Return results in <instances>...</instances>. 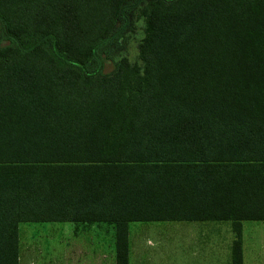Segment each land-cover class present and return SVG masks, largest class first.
<instances>
[{
	"label": "trees",
	"instance_id": "trees-1",
	"mask_svg": "<svg viewBox=\"0 0 264 264\" xmlns=\"http://www.w3.org/2000/svg\"><path fill=\"white\" fill-rule=\"evenodd\" d=\"M138 5L140 64L98 49ZM120 27L117 29L116 24ZM0 264L20 222L264 220V0H0ZM112 66L105 70V65Z\"/></svg>",
	"mask_w": 264,
	"mask_h": 264
},
{
	"label": "crops",
	"instance_id": "crops-1",
	"mask_svg": "<svg viewBox=\"0 0 264 264\" xmlns=\"http://www.w3.org/2000/svg\"><path fill=\"white\" fill-rule=\"evenodd\" d=\"M243 221L242 264H264V238H259L264 230L249 228L243 233ZM56 222L71 225H61L57 230L46 233L50 238L56 236L58 242L56 255H52L57 259H53L52 264H115L114 224L98 221ZM130 223H134V226L131 227ZM152 223L163 225H153L151 228L148 224ZM17 239L19 264L21 237L18 228ZM232 239L229 220L129 221L126 224L127 264H230Z\"/></svg>",
	"mask_w": 264,
	"mask_h": 264
},
{
	"label": "rangeland",
	"instance_id": "rangeland-1",
	"mask_svg": "<svg viewBox=\"0 0 264 264\" xmlns=\"http://www.w3.org/2000/svg\"><path fill=\"white\" fill-rule=\"evenodd\" d=\"M145 1L146 0H140L141 3ZM138 5L139 4L131 6L127 10L125 14L126 21L122 26L118 37L100 47L97 50L99 54L107 56L112 61L124 57L129 63L140 64L137 55V44L143 37L144 24L142 17L138 15ZM116 27L117 29L120 27L119 23L116 24ZM0 46H4V40L0 41ZM111 66L110 63H107L105 65V70H109ZM61 225H66L68 227L71 224L58 222L18 223V233H20L21 237L19 264H52L54 261L53 259H57L52 255H56L55 252L58 250V242L56 236L50 238L46 233L52 229L57 230ZM130 225L133 227L134 223H130ZM148 225L150 227L153 225H159L160 227L163 224L152 223ZM242 227L243 233L249 228H254L258 231L264 230V221L246 220L242 222ZM262 234L263 235H259V238H264V233ZM249 248H251L250 245Z\"/></svg>",
	"mask_w": 264,
	"mask_h": 264
}]
</instances>
